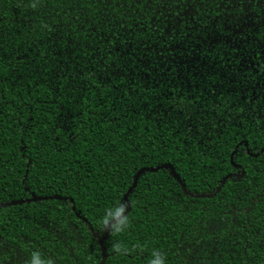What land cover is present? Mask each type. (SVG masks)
Segmentation results:
<instances>
[{"label":"trees","instance_id":"obj_1","mask_svg":"<svg viewBox=\"0 0 264 264\" xmlns=\"http://www.w3.org/2000/svg\"><path fill=\"white\" fill-rule=\"evenodd\" d=\"M154 251L264 264V0H0V264Z\"/></svg>","mask_w":264,"mask_h":264},{"label":"clouds","instance_id":"obj_2","mask_svg":"<svg viewBox=\"0 0 264 264\" xmlns=\"http://www.w3.org/2000/svg\"><path fill=\"white\" fill-rule=\"evenodd\" d=\"M126 208V204H121L119 207L110 208L105 212L104 217L101 219V225L110 229L112 232L119 233L123 231L126 227L128 219L126 215H122ZM110 221H114L110 223ZM114 251L120 252L121 248L119 245L114 246ZM153 258L150 261V264H166L164 256L158 251H154L152 254ZM28 264H45L44 261L39 260L38 253H32L31 257L28 260ZM51 264V262H47Z\"/></svg>","mask_w":264,"mask_h":264},{"label":"water","instance_id":"obj_3","mask_svg":"<svg viewBox=\"0 0 264 264\" xmlns=\"http://www.w3.org/2000/svg\"><path fill=\"white\" fill-rule=\"evenodd\" d=\"M165 167H167V166H165ZM156 169H150V171H155ZM143 170L142 169H139L138 171H137V174H136V177H135V179H134V181H133V185H132V187L128 190V192H130L131 190H132V188L136 185V183H137V180H138V176L141 174V172H142ZM172 174H173V176L177 179V176H176V174L172 171ZM183 188V187H182ZM184 189V188H183ZM35 198H33L32 200H34ZM124 199H126V194L124 195ZM15 202H12L11 204H14ZM7 204H9V203H3V205L5 206V205H7ZM126 214V213H125ZM110 223H112V221H110ZM108 228H106V232H108ZM100 240V239H99Z\"/></svg>","mask_w":264,"mask_h":264}]
</instances>
